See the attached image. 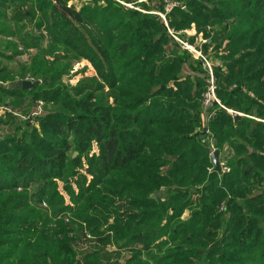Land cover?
<instances>
[{
  "label": "trees",
  "instance_id": "16d2710c",
  "mask_svg": "<svg viewBox=\"0 0 264 264\" xmlns=\"http://www.w3.org/2000/svg\"><path fill=\"white\" fill-rule=\"evenodd\" d=\"M27 1L0 0L96 77L81 97L60 84L58 70L29 90L0 88L47 110L37 126L12 123L0 138V264H109V247L129 251L125 264H264V0H176L186 9L167 16L170 29L194 25L205 37L215 21L231 23L223 66L213 67L221 105L207 111V84L183 75L191 56L146 14L155 7L32 0L25 12ZM231 111L247 117L235 121ZM212 143L233 152L228 173L212 164ZM58 182L78 207L69 224L95 240L81 260L67 226L60 235L46 230L41 205L60 203L57 216L69 210Z\"/></svg>",
  "mask_w": 264,
  "mask_h": 264
},
{
  "label": "rangeland",
  "instance_id": "374dc122",
  "mask_svg": "<svg viewBox=\"0 0 264 264\" xmlns=\"http://www.w3.org/2000/svg\"><path fill=\"white\" fill-rule=\"evenodd\" d=\"M115 1L123 4L120 0ZM166 2L178 3L179 1L138 0V3H145L148 6L155 7L154 9L151 8L150 10L152 11H148L146 14L157 17V20L161 21L164 26L165 23L156 13L163 12L167 5ZM1 3L2 2H0V31L3 30L6 34L4 33L0 36V52L4 53L3 57L0 56V67L7 71V77L5 75L4 80L0 79V88L3 89L11 87V84L20 82L21 80L19 81L18 79L22 77H25L23 81H40V79L46 75L44 74L45 72L50 71L51 73H54L55 70H58L64 72V75L60 80V84L67 86L71 95L78 96L77 90H79V96H84L86 92H88L89 88L92 87L90 84L91 81L96 77L93 67L88 62L80 60L76 54L69 49L52 44L47 36V33L38 27L36 21L31 22L27 20L28 18H25V16L18 17L15 15V7H10V4H6L4 6ZM181 4L185 5L184 3ZM159 5L161 7H158ZM31 6L32 0L23 4L22 9L26 12L29 11ZM214 7L217 9L215 5L212 8L215 9ZM132 8L137 10L135 7ZM230 24L231 23L229 22L223 23L215 21L209 28L206 29L209 31V37H205L202 33L198 34L194 25L185 30L179 29L178 31L172 29L174 34L177 35L183 43H186L187 46L174 40L169 35L168 29H166L169 37L178 43L181 49L186 51L187 54L191 56V58H188L187 64L183 66V75L187 74L196 77L198 76L199 78L201 77V79H203V81L207 84L206 88L209 87L210 81L214 77V82L217 87L213 67L223 66V62L220 57L225 53L224 49L227 44L226 36L229 33L225 31V27ZM19 27L23 28L20 29ZM165 28L167 27L165 26ZM18 29H20V31ZM10 33H16L18 36L12 37L10 36ZM21 37L24 41H26L25 45L21 44ZM27 44H29V46ZM18 53L22 54L18 55ZM199 60L204 63L203 66L196 63V61L198 62ZM205 60L210 64L211 69L207 66ZM23 68L26 70L24 71ZM38 69H40L41 73L36 74V76L29 73L30 71H36ZM34 76L38 77V79ZM99 95H102V93L99 92ZM40 101L42 100L38 99L37 101H34L32 98L16 100L11 96L4 95L0 91V120L2 119V122L0 123V138L4 137L6 134L12 133L15 130V126L12 123H27L33 127L37 126V118L43 116L45 112L47 113L45 108L46 105L44 103V106L41 108V114L33 116L36 111H39V105L37 106V104ZM212 107L210 106L209 108ZM232 112L233 111H231V114ZM8 114L15 115L17 121H13ZM240 114L243 115V117H247L245 114ZM224 149L226 150L219 151L217 149H213L212 147L211 152H219V161L222 167L221 172L228 173L230 171L228 165L232 159L231 155H233V152H231L230 148L227 146ZM75 153L78 152L72 153L73 157ZM57 185L58 191L64 200L63 204L64 206L69 207V210L57 216L56 211L60 208L62 209L60 203L56 202L54 205H51L46 202L41 205L42 208L45 209L43 214L47 216L50 222L46 227V230L51 234L54 233L60 235L63 231L64 225L67 226L65 228L67 232H70L69 238L73 240L76 259L81 260L82 257L89 252V248L95 243V240L89 235H82L83 228L79 222L73 221L72 225L69 224L68 219H75L73 217L75 216L77 211L76 208L78 207L71 202L69 196L63 191V183L58 182ZM19 191H21V189ZM220 209L221 212L224 211L225 206H221ZM188 216V213H186L184 215V219L188 218ZM108 249H110V252L107 256H104V260H110L109 264H125L126 260L130 257L129 251L127 253L122 251L121 255H118L120 250L117 248L109 247Z\"/></svg>",
  "mask_w": 264,
  "mask_h": 264
},
{
  "label": "built area",
  "instance_id": "2783aa9c",
  "mask_svg": "<svg viewBox=\"0 0 264 264\" xmlns=\"http://www.w3.org/2000/svg\"><path fill=\"white\" fill-rule=\"evenodd\" d=\"M167 3V2H166ZM132 8V7H131ZM175 8H181L183 10L186 9L185 5L181 4V3H175V2H172V3H167L165 9L163 10V12L161 13H156L161 19L162 21L165 23V26L167 27L168 29V32H169V35L176 41L182 43L183 45H186V43H183L178 37L177 35L174 34V32L172 31V29L169 28V24H168V20H167V16L175 9ZM206 61V60H205ZM207 63V66L210 67V64L206 61ZM211 69V67H210ZM212 78V76H211ZM27 81H30L32 83H34L35 81L34 80H27ZM217 103L219 105H221L220 101L218 100L217 96H216V86H215V82H214V77L211 79L210 81V85L208 87V90L207 92L203 95V105H204V108L205 110L207 111L208 109L210 110V106L212 107L213 106V103ZM39 105V106H38ZM38 108H39V111H36L34 113L33 116H37V115H40L41 112H42V106H44V102L40 101L38 104H37ZM206 116H207V119H210L212 116H213V113H206ZM207 135H210V131L207 130L206 132ZM213 147V149H216L214 147V144L212 143L211 145V148ZM226 150V149H225ZM213 151L211 152V155H212Z\"/></svg>",
  "mask_w": 264,
  "mask_h": 264
},
{
  "label": "water",
  "instance_id": "95a60500",
  "mask_svg": "<svg viewBox=\"0 0 264 264\" xmlns=\"http://www.w3.org/2000/svg\"><path fill=\"white\" fill-rule=\"evenodd\" d=\"M41 83V81H35L34 83L30 82V81H20L16 83V87L17 88H22L24 90H29L35 86H39ZM233 114V118L235 121H240L243 117V115H241L240 113L237 112H232ZM206 138V136H203V139ZM78 153L74 154V157L77 155ZM211 162L214 165L215 169L219 172H221V163L219 161V152L218 151H214L211 155Z\"/></svg>",
  "mask_w": 264,
  "mask_h": 264
},
{
  "label": "crops",
  "instance_id": "0c3cea01",
  "mask_svg": "<svg viewBox=\"0 0 264 264\" xmlns=\"http://www.w3.org/2000/svg\"><path fill=\"white\" fill-rule=\"evenodd\" d=\"M84 2H86V0H75V3H78V4H82Z\"/></svg>",
  "mask_w": 264,
  "mask_h": 264
}]
</instances>
